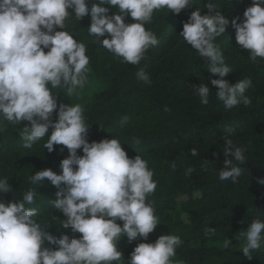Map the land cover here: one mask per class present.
<instances>
[{"label":"clouds","instance_id":"clouds-1","mask_svg":"<svg viewBox=\"0 0 264 264\" xmlns=\"http://www.w3.org/2000/svg\"><path fill=\"white\" fill-rule=\"evenodd\" d=\"M191 4V0H98L89 7L85 0H0V114L13 125L29 122L20 133L25 148L31 149L33 142L47 135L44 149L48 152H53L55 145L67 149L69 155L60 162V174L45 168L29 179L33 184L47 180L57 189L53 206L66 217L63 228L81 234L80 238L66 234L57 238L48 228H42L33 219L36 209L25 207L35 202L36 190L30 189L23 200L0 201V264H113L123 259L117 247L122 236L126 235L129 242L140 237L147 240L159 225L154 205L147 202L157 187L147 162L139 155L129 158L118 139L89 143L83 107L63 103L58 106L48 87L50 84L64 89L71 96L88 82L90 60L86 46L56 28L64 29L73 13L79 21L90 14L88 30L96 42L124 62L139 65L146 59V52L159 42L144 26L152 21L153 13L167 9L179 15ZM104 5L118 11L109 15ZM204 7L207 14L191 12L179 34L218 77L210 82L224 107L230 109L241 103L247 106L251 100L245 92L251 80L230 83L226 77L233 69L214 43L226 33L230 21L216 11V5L209 2ZM127 15L133 23H125ZM243 16L242 22H237L238 18L231 20L235 42L250 54L252 61L264 59V0H252ZM136 77L151 83L143 69L136 72ZM192 88L201 104L207 106L211 92L207 84ZM57 111L58 119L53 121ZM126 122L127 117L121 124ZM80 149L83 155L77 154ZM191 154L199 155L195 148ZM223 154L219 177L235 182L242 174L241 165L247 162L245 149L234 148L232 140L225 136ZM209 163L205 160V167ZM193 171L189 167L186 175ZM12 191L7 178L0 180V193ZM214 231L208 229L209 233ZM262 233L264 221L259 219L240 233L246 241L242 246L245 258L251 260L253 252L261 248ZM45 241L57 247H45ZM182 243L175 235H160L154 243H139L128 264H173L172 258ZM230 245L231 240H225L223 247Z\"/></svg>","mask_w":264,"mask_h":264},{"label":"trees","instance_id":"trees-1","mask_svg":"<svg viewBox=\"0 0 264 264\" xmlns=\"http://www.w3.org/2000/svg\"><path fill=\"white\" fill-rule=\"evenodd\" d=\"M93 2L98 0H85L89 7ZM209 2L230 21L226 33L214 43L233 69L226 79L230 83L251 80L245 92L251 100L247 106L241 103L230 109L224 107L210 82L218 77L179 34L191 12L207 14L204 5ZM191 3L179 15L167 9L153 13L152 21L144 26L159 42L146 52V59L139 65L124 62L96 42L88 30L90 14L79 21L73 13L65 21L64 29L56 28L83 43L90 60L88 82L75 94L68 96L64 89L48 85L58 106L81 105L89 127V143L118 139L129 158L139 155L147 162L157 183L147 202L154 205L159 225L147 240L140 237L129 242L126 235L122 236L117 247L123 259L113 264H128L137 244L154 243L160 235H175L183 242L176 249L173 264H264V239L249 260L242 253L246 241L240 237L252 221H264V183L259 182L264 180V59L249 58L250 54L235 42V28L231 25L233 18H238L237 22L245 19L244 10L251 6L252 0H191ZM104 6L109 15L118 11ZM133 22L130 15L125 16V23ZM139 69L149 75L151 83L137 79ZM199 84H207L211 89L207 106L201 104L193 91L192 85ZM125 117L127 122L122 125ZM57 119L58 111L52 116L53 121ZM28 123L13 125L0 114V180L7 178L13 189L0 193V201L23 200L25 193L35 189V202L25 204L26 208L36 209L33 219L57 238L61 234L80 238V233L62 226L66 217L53 206L57 189L47 180L33 184L29 179L45 168L60 174V162L69 153L62 145H55L53 152L44 149L47 135L33 142L31 149L25 148L20 133ZM229 128L234 131L228 132ZM225 136L232 140L234 148L245 149L247 162L241 165L242 174L235 182L219 177L225 160ZM193 148L199 155L191 154ZM77 154L83 155L82 149ZM205 160L211 162L206 167ZM189 167L194 169L190 176L186 175ZM209 228L215 230L214 234L208 232ZM229 239L231 245L224 248V241ZM44 246L57 247L47 241Z\"/></svg>","mask_w":264,"mask_h":264}]
</instances>
